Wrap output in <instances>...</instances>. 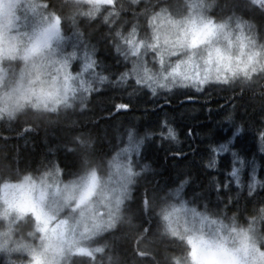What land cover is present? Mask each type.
I'll return each mask as SVG.
<instances>
[{"label": "snow or ice", "instance_id": "snow-or-ice-1", "mask_svg": "<svg viewBox=\"0 0 264 264\" xmlns=\"http://www.w3.org/2000/svg\"><path fill=\"white\" fill-rule=\"evenodd\" d=\"M97 24L124 62L114 79L85 43ZM105 83L153 96L180 92L187 102H195L189 90H239L258 96L264 109V0H0L6 131L13 123L22 125L17 135L40 124L72 128ZM225 120L233 138L243 131L231 113ZM158 128L143 136L128 129L107 152L82 131L64 143L63 167L45 158L23 169L0 132V264H264V199L248 214L238 197L220 196L233 185L246 187L248 198L264 189L254 164L245 185L248 162L228 138L209 145L205 163L215 169L221 154L232 156L224 180L211 178L215 201L186 199L188 178L158 194L149 166L135 159L156 135L178 142L167 118ZM259 139L264 150V130Z\"/></svg>", "mask_w": 264, "mask_h": 264}, {"label": "trees", "instance_id": "trees-1", "mask_svg": "<svg viewBox=\"0 0 264 264\" xmlns=\"http://www.w3.org/2000/svg\"><path fill=\"white\" fill-rule=\"evenodd\" d=\"M97 26L99 30L93 35L86 31V39L91 38L90 46H95L98 62L114 79L116 74L124 70V62L109 47L110 37L105 38L107 29L99 24L94 25L93 29ZM96 87L98 93L91 97L90 111L74 117L78 123L72 128L63 124H40L34 126L30 133L20 131L17 135L22 125L13 123L10 126L13 130L6 131L9 125L0 122V132L11 137L7 142L9 148L19 151L21 169L26 163L35 167L37 161L45 158L59 160L63 167L66 162L63 145L74 133H91L97 140V148L107 152L114 144L126 141L128 129H133L138 136H143L146 131L158 133L159 122L167 118L177 130L178 142L162 141L156 135L144 141L138 155L139 165L149 166L147 181L158 194L163 195L188 178L190 183L184 187L186 199L195 196L201 202L215 201L217 194L212 190L211 178L224 180L225 173L230 170L232 156L230 152L221 154L215 169H208L205 163L209 158V145L228 138H232V151L248 162V167L241 172L242 183L246 185L253 164L256 178L264 180V150L259 139V132L264 130V109L258 96L252 97L247 92L241 94L239 90L233 93L210 88L203 94L189 90L187 95L193 96L195 102H187L185 95L180 92H160L153 96L150 91H134L131 86L105 83ZM129 93H132L131 97ZM112 103H129L130 108L116 111L111 107ZM228 113L243 127V131L234 138V129L225 120ZM189 128L193 130L192 135L188 134ZM220 196L238 197L239 207H247L248 214H251L253 206L259 207L258 202L264 199V189L257 187L248 198L246 187L238 190L233 185L231 192L220 193Z\"/></svg>", "mask_w": 264, "mask_h": 264}, {"label": "rangeland", "instance_id": "rangeland-1", "mask_svg": "<svg viewBox=\"0 0 264 264\" xmlns=\"http://www.w3.org/2000/svg\"><path fill=\"white\" fill-rule=\"evenodd\" d=\"M87 30H88V34H89V35H91V34L93 35L94 32H96L97 30H99V28H98V26H97V28H94V29H93V27H92V28L87 29ZM87 30H86V31H87ZM85 43H87V44H89V45L92 44V42H91V38H90V37H88V39L85 38ZM135 159H136V163L139 165V163H138V156H136ZM139 162H140V161H139ZM137 170H139V169H137ZM25 231H27V229H26ZM14 258H15V257H14Z\"/></svg>", "mask_w": 264, "mask_h": 264}, {"label": "bare ground", "instance_id": "bare-ground-1", "mask_svg": "<svg viewBox=\"0 0 264 264\" xmlns=\"http://www.w3.org/2000/svg\"><path fill=\"white\" fill-rule=\"evenodd\" d=\"M77 133H74V135H76ZM72 136V135H71ZM58 147V146H57Z\"/></svg>", "mask_w": 264, "mask_h": 264}]
</instances>
